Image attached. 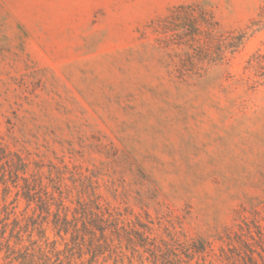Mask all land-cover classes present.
I'll use <instances>...</instances> for the list:
<instances>
[{"label": "rangeland", "instance_id": "374dc122", "mask_svg": "<svg viewBox=\"0 0 264 264\" xmlns=\"http://www.w3.org/2000/svg\"><path fill=\"white\" fill-rule=\"evenodd\" d=\"M179 5L196 6L191 21L208 13L210 33L196 36L208 48L202 69L181 70L182 28L156 31ZM240 37L217 57L218 38ZM0 140L66 205L95 192L183 264H230L222 247L240 233L264 264V0H0ZM8 186L6 237L16 218L43 221ZM51 220L33 239L71 253L63 264L95 253L96 264H155L124 239L93 247L86 235L78 246ZM194 244L205 249L188 257ZM29 246L25 232L17 247ZM0 264H10L5 247Z\"/></svg>", "mask_w": 264, "mask_h": 264}, {"label": "trees", "instance_id": "16d2710c", "mask_svg": "<svg viewBox=\"0 0 264 264\" xmlns=\"http://www.w3.org/2000/svg\"><path fill=\"white\" fill-rule=\"evenodd\" d=\"M195 10L196 6L194 5H179L160 21L156 29L158 33L162 34L169 32L176 34L180 28L184 30L188 39L182 44H185L190 52H186L188 60H184L180 64L181 70L189 66L202 69L204 66L203 58L209 57L208 48L199 46L196 39V36L201 33L200 27H207L208 33L211 31V25L207 18L208 13L200 9V15L196 21H191L190 17L195 18ZM241 41V37L236 43L218 38L215 48L217 57H223L227 50L237 47ZM15 156L16 159L7 152L0 140V184L5 185L4 189H9L8 180H10L13 186L19 187L20 190H18L17 195L25 199L28 206L34 204V210L38 212V217H43V221L33 218L31 223L22 226L16 218L14 228L8 237L5 235L6 227H4L0 236V250L6 248L10 264L13 262L19 264H63L65 259L70 258L71 253L65 252V249H58L55 242L49 244L46 240L42 244L39 242L40 240L33 239L35 229L38 230L41 239L45 238L41 224L48 222L49 217H52L51 222L58 236L65 239L66 235H70L71 240L78 246L82 247L87 242L86 235H90L89 241L93 247H110L115 239L118 241L124 239L132 249L138 250V247H142L145 252H150L155 264H171L173 261L177 264H183L184 260L178 253L174 251L175 257H171L169 253L172 251L171 248L163 249L148 235H145L144 231L125 224L121 219V213L104 207L99 202L95 192L91 194L88 200L78 196L76 205L72 209L65 204L62 191H59L57 196L55 191L51 192L47 189L41 176H26L28 172L27 162L19 154L16 153ZM20 180H23L22 184H20ZM25 232H28L30 246L18 248L17 245L23 241V233ZM245 236L248 235L240 233L234 237L229 236L227 248L222 247L221 258L230 264H239L241 259L245 264H259L255 253L261 259L263 257ZM13 239L14 245L11 244ZM196 244L192 248L186 249L185 252L188 257H191L190 252L193 248L194 251L205 249V245L199 247ZM69 251L72 249L70 248ZM95 258L96 253L90 258L91 264H96ZM67 262L71 264L70 260Z\"/></svg>", "mask_w": 264, "mask_h": 264}]
</instances>
